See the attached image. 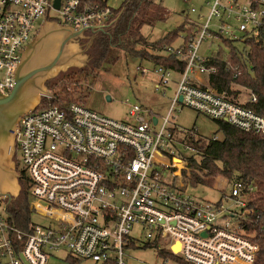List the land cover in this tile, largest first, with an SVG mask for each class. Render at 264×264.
I'll return each instance as SVG.
<instances>
[{
	"label": "built area",
	"instance_id": "2783aa9c",
	"mask_svg": "<svg viewBox=\"0 0 264 264\" xmlns=\"http://www.w3.org/2000/svg\"><path fill=\"white\" fill-rule=\"evenodd\" d=\"M54 1L0 0L2 95L13 90L22 51L37 33L40 19L47 16L76 30L110 23L108 6L59 0L55 9ZM51 11L56 18H48ZM213 19L214 32L209 27ZM196 27L185 53L183 47L167 49L186 65L176 78L165 117L158 120L133 105L128 118L117 121L79 103L65 109L45 106L42 102L49 98L42 97L33 112L20 118L15 132L23 167L19 181L24 177L28 183V212L44 223L30 221L19 229L0 201V264H46L56 252L94 264H124L127 245H135L140 236L157 249L168 247L184 264L255 263L258 246L242 226L253 214L248 206L253 188L233 181L228 207L187 196L179 181L187 163L178 152L171 118L179 104L240 132L264 136V117L247 107L255 97L247 94L239 100V94L201 85L202 78L208 80L217 70L207 65L209 58L198 56L207 37L235 41L236 33L264 48V0H213L206 22ZM155 74L163 85L173 78L160 66ZM176 159L184 164L182 169L174 167ZM134 229L140 232L136 236ZM163 234L166 239L159 247ZM175 245L177 251L172 250Z\"/></svg>",
	"mask_w": 264,
	"mask_h": 264
},
{
	"label": "rangeland",
	"instance_id": "374dc122",
	"mask_svg": "<svg viewBox=\"0 0 264 264\" xmlns=\"http://www.w3.org/2000/svg\"><path fill=\"white\" fill-rule=\"evenodd\" d=\"M123 1L107 0L106 4L110 9L117 10ZM212 1L154 0V4L162 9L161 17L158 18L152 27L144 26L141 29V33L148 41L154 42L169 33L175 32L186 22L187 24H203L206 22L209 5H211ZM192 9L195 13H191ZM56 16L52 11L48 14L49 19L56 18ZM201 17L203 18L201 19ZM42 20L40 19L38 23L41 24ZM39 27L40 25H37L35 30L37 31ZM209 27L213 32L216 30L217 23L214 19L209 23ZM192 31H195L194 27L191 28ZM186 33L179 31L177 38L171 44L173 48H178L183 44ZM235 36L236 41L232 42L231 48L239 54L243 53L244 50H248V47L239 41L243 39V35L236 33ZM89 37L90 34L86 33L82 38L71 41L66 49L62 67L45 77L44 86L53 99H58L61 103L83 104L86 108L117 121L126 120L129 109L133 105H140L144 109L149 110L158 120L165 117L170 109L176 90V83L173 82V79L168 84L163 85L159 76L155 74L156 66L154 63L129 57L123 51L116 49L112 52V56L104 61L101 69L94 73H82V70H86V72L90 70L91 50L88 47ZM56 48L57 41L51 47L50 55H54ZM231 48L225 46L220 38L212 40L207 37L202 41L198 49V56L201 58H210L217 55L227 57L231 52ZM163 55L165 54L163 53ZM113 57L115 58L114 62L111 60ZM173 78L176 77L173 76ZM246 96L247 92L241 89L238 99H247ZM172 121L176 129L181 131L194 130L199 137L204 139H212L213 137L222 139V134L218 131V126L213 120L197 115L192 110L183 108L179 104L174 106ZM177 149L182 151L183 155H192V152L185 151L179 144ZM9 154L11 160L16 164L17 173L18 171L20 172L23 167L20 164L19 153L15 150L14 152H9ZM186 163L187 166L181 171V180H178L187 196L199 202L217 203L221 201L225 207L232 204L227 199L231 182L217 176L213 180L212 187L201 184L192 187L187 184L183 172H185L187 177L190 176V173H196L199 177H202L203 172L188 168V162ZM180 165H183V163L178 165V169H181ZM4 184V178L0 174V189H3ZM6 191L9 195H12L11 191H8V189ZM21 191L19 196L13 200L20 198ZM3 207L4 204L0 202V210ZM31 221L44 223L36 215H31ZM138 233L140 232L137 229L132 231L134 236ZM138 240L139 242L135 244L134 248L127 250L128 255L124 258V264H181L179 262L180 255H176L174 259L159 255L156 250L157 247L145 246L146 241H144L143 236L138 237ZM168 250V247L164 249L165 252H169ZM46 264L94 263L87 260L73 259L66 252H56L48 258Z\"/></svg>",
	"mask_w": 264,
	"mask_h": 264
},
{
	"label": "trees",
	"instance_id": "16d2710c",
	"mask_svg": "<svg viewBox=\"0 0 264 264\" xmlns=\"http://www.w3.org/2000/svg\"><path fill=\"white\" fill-rule=\"evenodd\" d=\"M81 1L97 6L99 9L107 6V0ZM111 13L110 22L116 21L106 28L104 33L99 32L95 36L90 47V70L88 72L82 70V73H94L101 69L104 61L112 56L114 49L123 51L129 57L150 61L155 66L172 72V76L176 78L184 71L186 61L168 53L167 49L173 48L171 44L177 38V34L179 31H184L187 33L180 47H183V53H185L189 37L193 32L191 28L196 29V24L186 22L175 32L150 42L142 35L141 29L144 26L152 27L161 17L162 9L154 4V0H124L117 10L111 9ZM220 39L225 46L232 47V40ZM239 41L243 42L248 50L239 54L231 48L228 59L218 55L209 58L207 65L215 66L217 71L208 79V85L218 92L225 91L234 97L241 93V89H244L256 100L254 104H248L247 107L264 117V48L250 40L240 39ZM111 60L114 62L115 58ZM236 72L239 74L236 75ZM176 78H172L173 82ZM70 104L72 103H61L58 99L44 101L45 106H58L63 109ZM214 122L222 134V139L215 137L204 139L194 130L181 131L176 127L171 128L177 143L183 149L188 148L192 152L191 156H186L182 154V151H178L181 158L188 162V168L203 172L202 177L196 173H190L187 177L183 172L184 177L187 184L192 187L198 184L212 187L214 178L218 176L231 183L242 181L253 188L248 203V206L253 209V214L242 226L248 234H251V239L258 246L254 264H264V136L240 132L223 121ZM180 163L182 162L176 161L175 167L179 168ZM183 167L184 164L180 165L181 169ZM23 178L20 180L22 187L20 198L12 200L7 207L10 221L19 229L26 228L31 221V214L27 210L28 183ZM145 246L154 247L153 244H145ZM132 247L134 248L135 245L130 242L127 248ZM156 250L159 255L175 258L163 249ZM179 262L184 264L180 260Z\"/></svg>",
	"mask_w": 264,
	"mask_h": 264
},
{
	"label": "water",
	"instance_id": "95a60500",
	"mask_svg": "<svg viewBox=\"0 0 264 264\" xmlns=\"http://www.w3.org/2000/svg\"><path fill=\"white\" fill-rule=\"evenodd\" d=\"M58 1H54L55 9L58 8ZM113 22L91 27L88 30H76L57 21H50L46 16L33 39L22 51L21 60L14 73L13 90L9 95L0 93V174L5 181L3 189H0V201L4 202L5 210L21 191L20 176L9 154L15 151V132L20 118L33 112L41 103L42 97L53 99L44 86V80L45 77L62 67L70 42L82 38L86 32H89L88 47L90 48L95 36L99 32L104 33ZM55 41H57L56 51L54 55H50V49ZM152 122L155 124V119ZM6 189L11 191L12 195H9ZM178 249V245L172 248L173 251Z\"/></svg>",
	"mask_w": 264,
	"mask_h": 264
},
{
	"label": "bare ground",
	"instance_id": "6f19581e",
	"mask_svg": "<svg viewBox=\"0 0 264 264\" xmlns=\"http://www.w3.org/2000/svg\"><path fill=\"white\" fill-rule=\"evenodd\" d=\"M174 165H175V164H174ZM175 166H176V165H175ZM175 166H174V167H175ZM165 239H166V235L163 234V235L161 236V239H160L159 242H158V246H159V247L162 246V245L164 244Z\"/></svg>",
	"mask_w": 264,
	"mask_h": 264
},
{
	"label": "crops",
	"instance_id": "0c3cea01",
	"mask_svg": "<svg viewBox=\"0 0 264 264\" xmlns=\"http://www.w3.org/2000/svg\"><path fill=\"white\" fill-rule=\"evenodd\" d=\"M200 81H201V85H203V86H209L208 85V80L206 78H202Z\"/></svg>",
	"mask_w": 264,
	"mask_h": 264
},
{
	"label": "flooded vegetation",
	"instance_id": "af4514ba",
	"mask_svg": "<svg viewBox=\"0 0 264 264\" xmlns=\"http://www.w3.org/2000/svg\"><path fill=\"white\" fill-rule=\"evenodd\" d=\"M17 169V168H16ZM19 175V174H18ZM20 176V175H19Z\"/></svg>",
	"mask_w": 264,
	"mask_h": 264
}]
</instances>
